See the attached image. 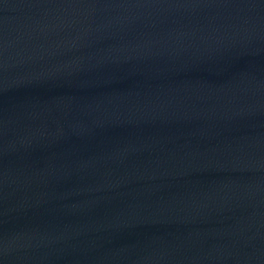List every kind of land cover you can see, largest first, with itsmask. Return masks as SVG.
<instances>
[{
	"label": "water",
	"instance_id": "95a60500",
	"mask_svg": "<svg viewBox=\"0 0 264 264\" xmlns=\"http://www.w3.org/2000/svg\"><path fill=\"white\" fill-rule=\"evenodd\" d=\"M0 264H264V0H0Z\"/></svg>",
	"mask_w": 264,
	"mask_h": 264
}]
</instances>
